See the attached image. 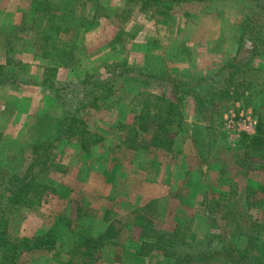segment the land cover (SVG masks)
Instances as JSON below:
<instances>
[{"label":"rangeland","instance_id":"374dc122","mask_svg":"<svg viewBox=\"0 0 264 264\" xmlns=\"http://www.w3.org/2000/svg\"><path fill=\"white\" fill-rule=\"evenodd\" d=\"M42 8L74 20L70 63L41 58ZM235 57L248 65L228 83ZM0 67V183L52 149L38 205L15 207L0 186V264H85L86 249L95 264H172L141 246V223L178 233L197 264H226L217 252L264 225V170L235 166L251 152L264 162L245 150L264 118V0H0ZM161 96L179 111L171 147L148 132L129 149L142 100ZM60 121L73 136L55 142ZM81 135L101 144L83 151ZM37 237L49 244L29 247ZM252 241L264 264V230Z\"/></svg>","mask_w":264,"mask_h":264},{"label":"trees","instance_id":"16d2710c","mask_svg":"<svg viewBox=\"0 0 264 264\" xmlns=\"http://www.w3.org/2000/svg\"><path fill=\"white\" fill-rule=\"evenodd\" d=\"M156 2H169V3H182L183 1L189 0H154ZM47 9V8H46ZM45 8H42L41 11L42 16H38L37 21L39 22L38 26L35 28L37 34H41L42 39H44V43L46 46H43L44 50L41 54V58L47 60H53L57 64H64L71 60H73V52L71 47V38L70 36L71 28H73L74 20L68 21L65 20L67 16H65V12L63 14L57 16L48 12ZM38 14V13H37ZM84 25V21H78L77 26ZM243 25V24H241ZM77 29V27H75ZM76 31V30H75ZM71 37V36H70ZM254 50V49H253ZM254 54H257L258 51L255 49ZM260 55V53H259ZM242 61V60H241ZM241 61H237V58H233L230 63L227 64V68L230 69V73L226 78L228 83H232L231 81L236 76L241 75L243 71H245V66L247 64H242ZM240 63V64H239ZM237 65V66H235ZM4 71L3 67H0V74ZM11 75V74H9ZM11 78V77H10ZM9 81L0 76V85H3L6 81ZM12 83H16L14 79ZM180 101L177 99V102ZM159 102V103H158ZM152 108L154 110H152ZM178 107L176 103L165 96H161L158 98H150L146 100H142L141 112L139 115L134 118V122L129 126L128 131L125 134L126 142L125 146L133 151H138V146L136 138L139 137L140 133H148L150 132V144L156 149H169L173 143L172 136L175 135L176 131H174V127L180 128V122H178L177 117L179 116ZM58 128L56 129V138L55 142H60L65 140L68 137L73 136V131L71 126L73 123H67L66 121L58 122ZM79 133L84 134V131H81L80 124H78ZM98 140V139H97ZM96 137L93 138L84 137L81 135V150L88 151L89 147L96 145L100 142L97 141ZM247 140L246 151L250 155V150L261 151L264 149V118H259L256 134L251 137H245ZM101 144V142H100ZM50 149V148H49ZM46 149L41 155L37 154V151L34 150V154H36L32 164L28 167L27 171L22 177H13L10 180L5 181L4 183H0L5 185L4 191L8 193L7 201L9 204H13L15 207H34L38 205V200L41 199L42 195L48 190L44 188L43 183L48 181L46 178H43L46 174L49 173L51 166L50 160V152L52 149ZM251 157L247 159H237V165H235L239 169H245V171H253V170H264V162H259L260 159L254 153L251 152ZM238 157V156H237ZM236 157V158H237ZM254 158V159H253ZM259 191L264 192V189L259 188ZM255 194V192H254ZM258 206V204H257ZM212 210V208H211ZM82 213L84 216H87L86 210L81 209L77 212L76 215L80 216ZM75 215V219L77 220V216ZM238 219H241L238 217ZM237 220V219H236ZM65 226L72 228L77 227V224L74 223L75 226H71L70 220H63ZM239 221V220H238ZM138 225V223H137ZM252 225V224H251ZM151 224H140L139 230V243L141 246H147L149 249H156L165 259L172 262V264H193L198 260L203 259L202 253H194V252H186L183 251L182 247H185V242L179 238L178 233H168L163 231H156L151 229ZM251 234L248 236L247 243L244 248H236L232 247L231 249L224 250L223 252H217V254H221L220 256H224L226 259V264H260L262 261L255 254L256 243H254V239H257L260 233L264 230L263 224H253L250 226ZM108 231V230H107ZM245 234L247 233L244 232ZM239 234L244 235L243 232ZM105 237L110 240L107 242L110 246H115L116 243H112V236L110 233H103L97 242H101ZM28 242V241H27ZM48 245V239L46 237H37L34 238L31 242L28 243L29 247L34 245V248H42L44 245ZM103 246L102 244H100ZM86 253H83V261L85 264H95L101 254L98 252H94V249L85 250ZM226 252L227 255L224 254ZM211 258L215 256V254H210Z\"/></svg>","mask_w":264,"mask_h":264}]
</instances>
